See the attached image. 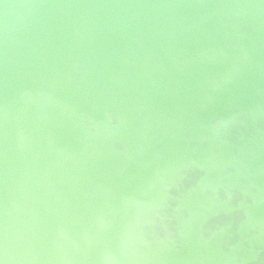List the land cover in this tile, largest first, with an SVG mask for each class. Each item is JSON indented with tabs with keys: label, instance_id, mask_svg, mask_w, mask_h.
Returning <instances> with one entry per match:
<instances>
[{
	"label": "water",
	"instance_id": "95a60500",
	"mask_svg": "<svg viewBox=\"0 0 264 264\" xmlns=\"http://www.w3.org/2000/svg\"><path fill=\"white\" fill-rule=\"evenodd\" d=\"M264 264V0H0V259Z\"/></svg>",
	"mask_w": 264,
	"mask_h": 264
},
{
	"label": "snow or ice",
	"instance_id": "6c2138e0",
	"mask_svg": "<svg viewBox=\"0 0 264 264\" xmlns=\"http://www.w3.org/2000/svg\"><path fill=\"white\" fill-rule=\"evenodd\" d=\"M0 264H8L6 246H5L4 250H3V259H0Z\"/></svg>",
	"mask_w": 264,
	"mask_h": 264
}]
</instances>
